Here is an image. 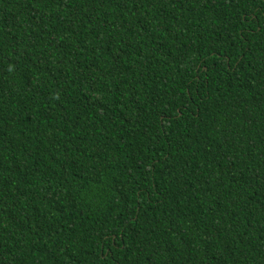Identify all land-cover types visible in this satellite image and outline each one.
I'll return each mask as SVG.
<instances>
[{"label":"trees","instance_id":"obj_1","mask_svg":"<svg viewBox=\"0 0 264 264\" xmlns=\"http://www.w3.org/2000/svg\"><path fill=\"white\" fill-rule=\"evenodd\" d=\"M0 264H264V0H0Z\"/></svg>","mask_w":264,"mask_h":264}]
</instances>
